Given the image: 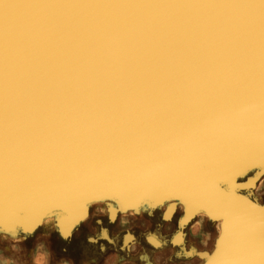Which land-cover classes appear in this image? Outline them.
<instances>
[{
	"label": "bare ground",
	"instance_id": "1",
	"mask_svg": "<svg viewBox=\"0 0 264 264\" xmlns=\"http://www.w3.org/2000/svg\"><path fill=\"white\" fill-rule=\"evenodd\" d=\"M166 102L189 104L193 125L171 143L145 137L127 159L91 146L63 162L4 156L0 226L11 218L32 229L58 212L74 213L75 229L93 204L140 198L135 206L151 217L171 220L182 208L171 239L148 232L149 246L181 245L199 217L219 231L207 264H264V205L234 187L245 166L264 162V0H0V135L31 136L56 116L50 130L87 124L99 133L114 118L149 124L141 110ZM229 139L245 141L224 150ZM212 149L217 157L201 156ZM180 150L188 158L177 160ZM134 180L144 184L123 187ZM64 217L58 230L69 238Z\"/></svg>",
	"mask_w": 264,
	"mask_h": 264
},
{
	"label": "water",
	"instance_id": "2",
	"mask_svg": "<svg viewBox=\"0 0 264 264\" xmlns=\"http://www.w3.org/2000/svg\"><path fill=\"white\" fill-rule=\"evenodd\" d=\"M187 100V99H186ZM185 100V101H186ZM175 105H180V107H177ZM189 104H172L170 102H166V104L158 106V105H149L146 108H143L141 112L139 113L138 116L145 118L146 120H149V124L145 123L144 121L141 122L138 125L133 124L134 119H126V120H118L117 118H114L116 121H111L110 123H104L106 124V127H103L99 133H96L92 131L90 128L87 127L86 125H81L77 127L76 125L73 126H68L64 127L59 130H50L49 128H54L57 123L61 122V117L57 116L55 119L51 120L49 124L45 126H38L40 128H46L45 130L38 131V130H33L31 136H5V135H0V163L3 161L4 156L15 159L23 155H27L28 157H31L36 160H43L45 162H49L50 160L58 161V162H63L66 160L67 154L70 152L74 153H79V155L84 157V153L87 151H92L88 150L90 146L93 148H96L99 152H104L105 150H111L114 151L116 148H118L120 151H118L122 157V159H127L130 157V153L127 151L128 148L132 147H138L141 148L142 145V140L145 139V137L149 138H159L162 139V143H171L174 139H178L180 135L185 134V130L183 127H186L189 129L190 126L189 124L193 125V122L190 121L189 119L186 118L185 112L188 109L186 107ZM160 114L162 118L163 125L165 126L164 128H157V124L155 123V116ZM137 116V117H138ZM151 122H154L153 125ZM170 122V123H169ZM245 140L243 141H232V139H229L226 141L224 150L230 148V146L234 145H240L243 144ZM124 149V150H121ZM234 148H231V152H235ZM135 152V151H134ZM218 151L216 149H212L211 152H201L202 157H217ZM143 155H141L142 157ZM189 156V150L187 151H182L180 150L177 153V160L178 159H183V158H188ZM5 157V159H6ZM251 157V152L248 151L245 154V160L246 163H248L249 158ZM264 159V157H262ZM252 160V159H251ZM256 163L250 164L248 166H243L244 168L241 170L239 176L236 175L234 177V185L241 184L242 183H247L248 180H256L254 181L249 187H257V183L260 182L262 178H264V162L263 161H255ZM87 172V170H84ZM143 174H141L140 177H142ZM109 177L108 175H101L99 178H105ZM145 183L148 182V179L144 180ZM144 182L140 180H134L128 185H125L123 187H134V186H140L144 184ZM231 182V180L229 181ZM53 184V182L49 181H44L42 182L41 187H50ZM134 185V186H131ZM60 187V186H57ZM103 187H115L111 185L103 186ZM226 187H228L226 185ZM234 187H240V186H234ZM244 187V186H243ZM1 194V191H0ZM35 198L38 199L39 197L37 194H34ZM31 201L34 199L33 197H29ZM135 200V199H132ZM24 201V200H23ZM23 201L12 204L17 207H21L23 205ZM140 198L138 199L137 202H126L125 201H120V203L116 202V205L118 206L117 208L119 211H117L116 218L121 217V213H127L128 210L134 211L135 214H138L140 209H138L137 206L139 205ZM3 201L0 200V203ZM109 203V201H108ZM127 203H133L132 209L131 206H128L126 209H121L124 204ZM148 203V202H146ZM72 204V203H71ZM148 205H141L142 208L146 207ZM185 206V205H184ZM22 208V207H21ZM124 208V207H123ZM119 215V216H117ZM107 216V217H106ZM104 217L112 220V218L108 217L106 215ZM140 216V215H139ZM137 215V219L139 218ZM64 217L60 213L55 212L54 214L50 216L44 217V220L39 224L35 225L36 227L30 229L25 227L22 224L18 223H13L10 222L11 218L8 219V221H5L4 225L0 226V239L1 240H6V239H18L19 241H24L28 238H31V236H34L35 234L41 233L45 235V232L47 230V227L49 225L55 226L56 230L58 231V224L61 220V218ZM87 218L89 215L86 216ZM84 217L83 219L76 223L75 229L78 227L79 224L86 218ZM142 217V214H141ZM114 221H117L116 219ZM96 221L101 220L102 218L96 217ZM209 220H213L212 217L208 218ZM49 220V222H48ZM207 220H203V224L206 228V226L209 224L206 222ZM84 222V221H83ZM82 222V223H83ZM209 222V221H208ZM115 223V222H111ZM11 227V228H8ZM51 228V227H50ZM74 229V230H75ZM112 231V228L110 227V232ZM119 231V229L117 230ZM76 232V231H75ZM59 233V231H58ZM61 235V240L64 241H72L73 239H77L78 236H75V233L71 237H65L63 236L62 232L60 231ZM90 239H96L94 236H89ZM137 242L136 244L143 245V239L139 237L137 234ZM112 244L115 242L110 240ZM96 242V241H92ZM5 246H9L5 244ZM102 246V245H101ZM105 246V245H104ZM121 247V246H120ZM7 248V247H6ZM10 249V248H9ZM106 246L103 247L101 250H105ZM207 256V254H204ZM187 263H189L190 260L186 259ZM194 260L190 261L191 264H198L197 262H193Z\"/></svg>",
	"mask_w": 264,
	"mask_h": 264
},
{
	"label": "rangeland",
	"instance_id": "3",
	"mask_svg": "<svg viewBox=\"0 0 264 264\" xmlns=\"http://www.w3.org/2000/svg\"><path fill=\"white\" fill-rule=\"evenodd\" d=\"M254 181L256 180H248L247 183L240 182V187H243L242 190L248 189L251 190L252 193L255 195V197L261 201V203L264 205V178L260 180L259 183H257V187H249ZM110 203H104V204H93V208H91V212L89 217L86 218L81 222V224L74 230L69 225L72 221L75 220V214L72 213L68 216L64 217V222L67 221V225H64V228L66 232H68L69 236H72L74 233H76L83 225L87 227V232H85L84 238H87V241H83V237L81 236V240L78 237L77 239H73L72 241H64L61 240V236L56 230L55 226L48 225L47 230L45 232V235L41 233V231L34 236H31V238H28L24 241H13V239H6L1 240L0 239V264H71L73 262L74 264H80L81 260L83 259V252L84 250L88 251L87 254L90 253H98L97 249L100 247L101 249L106 246V249L102 252V256L105 255L108 251H110L113 248H116L117 250H130V249H137L142 250L141 245L133 246L135 244V239L131 244L124 245L123 242L121 244V247L119 246V242L112 244V242H116V239L118 236L115 235V232H119L126 227L128 228V224H130L131 218L132 223L134 226L140 225L142 230L138 233L139 237L144 239L145 235L148 232H158L160 235V238L162 239H171L173 233L175 232L176 226H177V218L179 217L182 208H177V210L174 213V216L171 220H164V216L162 212H159V214L155 215L154 217L148 216V214L145 211H142V213L139 211L138 214H135L134 211H127V213H121V217L116 218L117 211L119 209L118 206H112L108 207ZM138 207V206H137ZM122 209V208H121ZM141 209V208H138ZM162 211V210H161ZM142 214V217H141ZM108 217L112 218V220L106 218ZM139 216V218H135ZM83 216V215H82ZM81 216V218H82ZM106 216V217H104ZM119 216V215H117ZM96 217L102 218L101 220L96 221ZM84 218V217H83ZM118 219L119 221L121 219V223L123 225H126V227H122L121 225L114 221ZM141 218V219H140ZM200 224H197V227H190L187 231L186 238L184 239L183 243L181 245H175L174 243H167L164 244L161 247H151L153 250H163L166 248H172L173 253L170 260H180V259H191V258H197L199 260L198 264H207L210 259V256L212 255V252L214 250V245L216 242V238L219 235V231L217 229V226L211 227L209 224L204 226L200 218L198 217ZM101 222L100 225L98 222ZM143 221V222H141ZM115 222V223H111ZM141 223V224H140ZM145 223V224H144ZM191 223V222H190ZM194 223V221H192ZM111 225L112 231L110 233L109 225ZM147 226H149L147 230ZM194 226V224H193ZM103 229L107 230L108 237L104 238L101 237L100 234L103 231ZM134 227L131 229L133 230ZM140 230V229H136ZM145 230V231H144ZM76 231V232H75ZM118 232V233H119ZM132 233V231L127 230L122 233L121 240L123 239L125 234ZM134 233V232H133ZM78 236V235H77ZM89 236H94L96 239H90ZM200 238L201 242L204 244L205 247H199L196 243L194 238ZM96 241V242H92ZM107 242L105 244V242ZM67 242V243H66ZM5 244L9 246H5ZM102 245V246H101ZM105 245V246H104ZM7 247V248H6ZM85 247H87L85 249ZM10 248V249H9ZM89 253V254H90ZM204 254H207L204 255ZM159 255V254H157ZM143 259L146 260V264H150L151 261L148 260V256L146 252L142 254ZM63 258L69 259V263H57V261L62 260ZM67 259H65L67 261ZM165 260V259H164ZM63 261V260H62ZM65 261V262H66ZM162 261V260H161ZM61 262V261H60ZM166 262V261H165ZM185 264L187 261H184Z\"/></svg>",
	"mask_w": 264,
	"mask_h": 264
},
{
	"label": "crops",
	"instance_id": "4",
	"mask_svg": "<svg viewBox=\"0 0 264 264\" xmlns=\"http://www.w3.org/2000/svg\"><path fill=\"white\" fill-rule=\"evenodd\" d=\"M136 218V217H135ZM141 219V218H140ZM121 225L122 227H126V225H123L121 223V219L119 221H116ZM143 222V221H141ZM141 224V223H140ZM145 224V223H144ZM112 224L109 225V228L111 227ZM134 227L133 230H131ZM143 227H141L140 225H136L134 226V224L132 223V218L130 221V224H128V228L126 227L125 229H123L121 231V233L119 232H115V235L118 236V238L116 239V242H119V244H122V240H121V235L123 232L130 230L132 232H134L136 235L142 230ZM149 226H147V230H148ZM136 229H140V230H136ZM145 231V230H144ZM87 232V227H85V225H83L76 233L75 236L78 235V237L80 238L79 240H81V236L83 237V241H87V238H84V233ZM111 233V232H110ZM195 243L201 248V247H205L204 244L201 242V239L196 237L194 238ZM105 242V241H104ZM137 241H135V244L133 246H137L138 244H136ZM107 242H105L106 244ZM114 243V244H115ZM121 244L119 246H121ZM142 246V250H137V249H130V250H122L121 251L117 250L116 248L111 249L110 251H108L107 253H105L104 256H102V250L100 247H98L97 251L98 253H88V251L84 250L83 254V259L81 260L80 264H146V260L143 259L142 254H144L146 252L147 256H148V260L151 261L150 264H185L184 261H186V259H180V260H170L169 258L172 255V248H166L163 250H153L145 241V239H143V245ZM87 247H85L86 249ZM159 254V255H157ZM67 258H63L62 260L57 261V263H69L67 259V261L65 260ZM165 259V260H164ZM162 260V261H161ZM190 261L194 260L195 262L199 263V260L197 258H191L188 259ZM61 261V262H60ZM66 261V262H65ZM166 261V262H165ZM189 261V264H191V262ZM193 261V262H194ZM187 263V262H186ZM71 264H74L73 262H71Z\"/></svg>",
	"mask_w": 264,
	"mask_h": 264
}]
</instances>
